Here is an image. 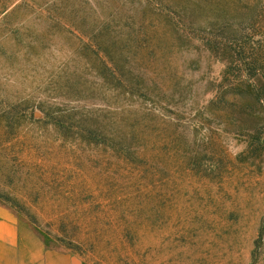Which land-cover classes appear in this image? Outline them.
<instances>
[{
  "label": "rangeland",
  "instance_id": "obj_1",
  "mask_svg": "<svg viewBox=\"0 0 264 264\" xmlns=\"http://www.w3.org/2000/svg\"><path fill=\"white\" fill-rule=\"evenodd\" d=\"M251 93L264 0H0V208L85 264H264Z\"/></svg>",
  "mask_w": 264,
  "mask_h": 264
},
{
  "label": "crops",
  "instance_id": "obj_2",
  "mask_svg": "<svg viewBox=\"0 0 264 264\" xmlns=\"http://www.w3.org/2000/svg\"><path fill=\"white\" fill-rule=\"evenodd\" d=\"M0 264H85L76 254L49 247L27 222L0 208Z\"/></svg>",
  "mask_w": 264,
  "mask_h": 264
},
{
  "label": "trees",
  "instance_id": "obj_3",
  "mask_svg": "<svg viewBox=\"0 0 264 264\" xmlns=\"http://www.w3.org/2000/svg\"><path fill=\"white\" fill-rule=\"evenodd\" d=\"M254 63L255 64H257V62H255L254 61ZM240 66H242V64H243V62H239L238 63ZM248 64V63H247ZM242 81H245V80H242ZM248 93V92H247ZM246 92H239V93H236L235 94V97H233V102H230V101H226L225 99H224V96L223 95H220L219 97H218V101L216 100V101H214V102H226V103H230V104H234V102H235V105H238L237 107H239L241 110H242V108H243V97L245 96V95H248ZM252 94V96H253V99H254V101H255V103H257V105L259 104V106H261V107H264V94L263 93H256V94H253V93H251ZM245 98V97H244ZM229 104V105H230ZM254 109H256V107H254ZM89 132H91L92 134H93V132L92 131H89ZM97 132V131H96ZM96 132H94V134H95V136L97 137V138H99V134H96Z\"/></svg>",
  "mask_w": 264,
  "mask_h": 264
}]
</instances>
